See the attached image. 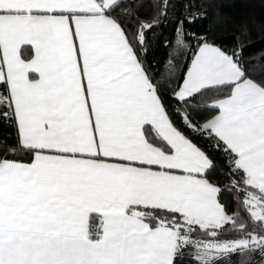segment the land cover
<instances>
[{
  "label": "snow or ice",
  "instance_id": "snow-or-ice-1",
  "mask_svg": "<svg viewBox=\"0 0 264 264\" xmlns=\"http://www.w3.org/2000/svg\"><path fill=\"white\" fill-rule=\"evenodd\" d=\"M0 264H264V0H0Z\"/></svg>",
  "mask_w": 264,
  "mask_h": 264
}]
</instances>
